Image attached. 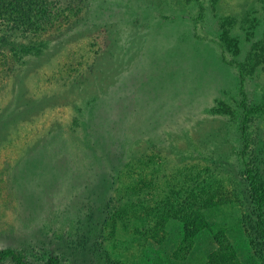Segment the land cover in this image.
<instances>
[{"label": "rangeland", "instance_id": "obj_1", "mask_svg": "<svg viewBox=\"0 0 264 264\" xmlns=\"http://www.w3.org/2000/svg\"><path fill=\"white\" fill-rule=\"evenodd\" d=\"M53 1L34 34L0 18V251L260 264L239 155L264 175L263 0Z\"/></svg>", "mask_w": 264, "mask_h": 264}, {"label": "trees", "instance_id": "obj_2", "mask_svg": "<svg viewBox=\"0 0 264 264\" xmlns=\"http://www.w3.org/2000/svg\"><path fill=\"white\" fill-rule=\"evenodd\" d=\"M6 1L9 5L6 4ZM4 2L6 5L3 4V11L0 9V16L5 17H0L2 18L1 20L9 18L11 15L12 18H14V20H12L14 27H16V29H22V33L28 30L30 33L34 34L39 28H42L49 15L53 12V7H56L53 0H4ZM6 6L8 9L10 8V15L5 12L7 9ZM261 13L262 35L260 40L252 43L250 47V50L254 54V64H249V68H252V66L257 64L255 59L256 55L264 56V0L262 1ZM233 46L234 43L229 44V48H233ZM19 50L25 52L26 48L24 49L22 47V49L19 48ZM35 51L37 53L39 50L35 49ZM247 71L250 73L253 69ZM261 102L262 105L260 108L264 110V97ZM247 114L249 113L246 112L245 117ZM241 132H244V129ZM239 157L242 164V177L251 205L250 214H247V216L252 238L254 239V253L259 259L260 264H264V175L258 174L257 171L243 159L242 151ZM5 260H8L13 264H33L25 262L14 250L11 249L0 251V263ZM43 264L59 263L57 259L50 257Z\"/></svg>", "mask_w": 264, "mask_h": 264}]
</instances>
